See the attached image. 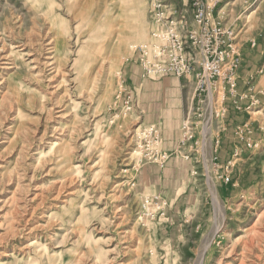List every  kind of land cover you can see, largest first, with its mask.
Masks as SVG:
<instances>
[{"label":"rangeland","instance_id":"rangeland-1","mask_svg":"<svg viewBox=\"0 0 264 264\" xmlns=\"http://www.w3.org/2000/svg\"><path fill=\"white\" fill-rule=\"evenodd\" d=\"M155 1L0 0V264H264V0H210L262 103L222 117L227 82L204 104L193 90L195 130L174 151L191 181L151 183L162 164L140 162L151 124L124 69L154 42ZM165 2L194 23L192 0ZM156 191L164 214L145 202Z\"/></svg>","mask_w":264,"mask_h":264},{"label":"built area","instance_id":"built-area-1","mask_svg":"<svg viewBox=\"0 0 264 264\" xmlns=\"http://www.w3.org/2000/svg\"><path fill=\"white\" fill-rule=\"evenodd\" d=\"M194 23L189 26L183 19L175 20L172 14L166 13L169 5L165 0H156L154 3L156 15V29L153 32L154 42L140 47V63L148 76H164L174 74L177 77L194 76L196 78L195 94L200 98L207 94L213 82L223 80L227 82L232 95L237 93V69L241 54L236 47L235 31L225 28L222 22L215 18L213 10L215 4L210 0H192ZM173 14H175L173 12ZM190 51V52H189ZM225 100V95L223 101ZM202 106L193 114V119L204 118L199 112ZM214 114L216 110L212 109ZM194 111V110H192ZM190 112L184 127V134L180 147L187 145L189 137L195 130L194 122L190 121ZM225 108L222 117L225 115ZM218 115V112H217ZM136 144L142 153L140 162H158L162 165L168 160L169 154L160 147V131L156 125L141 128L137 134ZM182 145V146H181ZM192 148V147H191ZM229 180V177L227 178ZM145 202L164 214L163 201L154 197ZM148 214H152L151 211Z\"/></svg>","mask_w":264,"mask_h":264},{"label":"crops","instance_id":"crops-1","mask_svg":"<svg viewBox=\"0 0 264 264\" xmlns=\"http://www.w3.org/2000/svg\"><path fill=\"white\" fill-rule=\"evenodd\" d=\"M251 44L252 46L249 50L255 53L254 50L257 42L254 40L251 41ZM139 57L140 52L136 57L137 61L124 69L125 77H128L129 81L133 79L130 94L133 95L134 100H138L140 111L143 113L147 124H153L159 128L161 146L166 153L171 154L169 160L164 165L155 164V166L149 165L145 167L143 171L144 178H149L151 183L152 180H157V182L158 180L162 181L164 175L167 178H171L173 182H175L174 178L179 177L184 181H191L195 161L184 159L174 154V151L180 145L187 117L191 109L195 108L196 105V101L194 100L195 89L192 86L193 82L188 77L178 78L174 74H166L159 77L148 76L145 74ZM248 61L249 58H243V64L238 75L236 95L228 94L227 96L226 115L229 109L231 110L234 106L241 108L240 101L245 102L247 99L250 102L262 103L257 97V94L262 92V90L258 92L255 90V85H257L258 81H249L247 86L241 87V72L245 67L247 68ZM175 190V187H172L171 191ZM158 195L161 199L163 198L166 204L165 210L166 207L170 209L172 205L169 196L161 191L149 193V196L157 197Z\"/></svg>","mask_w":264,"mask_h":264},{"label":"bare ground","instance_id":"bare-ground-1","mask_svg":"<svg viewBox=\"0 0 264 264\" xmlns=\"http://www.w3.org/2000/svg\"><path fill=\"white\" fill-rule=\"evenodd\" d=\"M66 50H67V49H66ZM52 90H53V89H52ZM213 96H214V95H213ZM207 245H208V244H207ZM207 245H206V249L209 247V245H208V246H207ZM204 247H205V246H204ZM204 253H205V252H204ZM204 253H203V254H204ZM205 254H206V253H205ZM203 256H204V255H203ZM202 258H203V257H202ZM200 263H201V262H200Z\"/></svg>","mask_w":264,"mask_h":264}]
</instances>
